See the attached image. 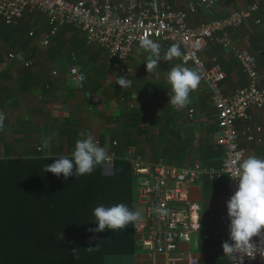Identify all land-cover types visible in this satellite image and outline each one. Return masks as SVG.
<instances>
[{
  "label": "crops",
  "instance_id": "obj_1",
  "mask_svg": "<svg viewBox=\"0 0 264 264\" xmlns=\"http://www.w3.org/2000/svg\"><path fill=\"white\" fill-rule=\"evenodd\" d=\"M252 1L221 0L212 9H198L188 14V23L197 26L229 15L248 7ZM172 2L175 7L188 8L185 2ZM259 14L262 24L254 25L251 20L244 23L234 32L233 40L258 58L257 67L264 86V51L260 54L258 50L264 47L257 48L264 42V5ZM50 28L47 18L39 12L26 14L18 26L5 25L0 20V111L6 115L4 130L0 132V157L69 156L83 131L85 135L91 133L99 146L113 151L121 160L130 152L170 165H218L217 120L211 94L204 83L190 93L191 103L186 107L176 109L169 104L171 85L167 73L177 64L191 68L180 58L164 59L173 42L152 39L161 45V59L157 68L148 73L146 61L150 53L141 48L125 62H109L105 51L85 45L78 29L64 26L53 35ZM45 39H48L46 44ZM206 43L200 56L206 65L222 67L225 75L220 85L224 92L232 95L245 87L246 79L236 60L225 54L214 40ZM71 53L76 54L86 73V81L81 86L67 75ZM8 54L14 57L9 58ZM26 63L29 65L25 66ZM117 76H126L132 80V86L122 89L115 82ZM189 110H193L191 119ZM249 111V120L235 123L239 144L246 149V158L249 155L264 158V108ZM258 126L262 130L259 133L255 130ZM247 127L255 140L247 136ZM49 135L53 138L45 148L42 140ZM102 173L109 175L112 169L103 163ZM227 181V175L216 182L205 177L190 188V197L199 206L202 224L197 248L179 245L173 255L158 256L152 261L133 237L132 252L105 256L103 264H231L229 256H224V241L220 239L222 226L217 219L226 197ZM131 189L132 210H140L143 215Z\"/></svg>",
  "mask_w": 264,
  "mask_h": 264
},
{
  "label": "built area",
  "instance_id": "obj_2",
  "mask_svg": "<svg viewBox=\"0 0 264 264\" xmlns=\"http://www.w3.org/2000/svg\"><path fill=\"white\" fill-rule=\"evenodd\" d=\"M178 1L185 2L188 8L175 7L172 0H0V20L5 25L18 26L26 14L39 12L49 21L50 34L55 35L64 26L74 27L82 33L85 45L105 51L109 62H125L140 48L139 38L147 35L162 42H178L183 53L181 62L200 71L201 82L208 88L215 109L218 128L215 143L221 153L219 164L184 167L161 160L149 161L130 152L122 158L130 167L135 203L143 209V220L133 225L132 232L137 245L152 261L158 256L169 257L176 253L180 242L198 247L202 224L199 206L191 200L190 188L205 177L216 182L228 176L226 197L217 219L223 231L220 239L229 240L226 202L238 184L231 176L246 159V149L239 144L235 123L249 120L250 109L264 108V86L255 56L233 40L234 32L244 23L250 20L254 25L262 23L255 15L264 0H253L246 8L197 26L188 23V14L198 9H212L221 0ZM208 40L219 43L224 53L236 60L246 79L245 87L232 95L226 94L220 85L225 75L222 67L219 64L208 66L200 56ZM47 42L48 39L43 41ZM8 57L14 56L8 54ZM67 75L79 86L87 78L74 53L69 56ZM192 114L193 110H189L190 119ZM255 130L262 131L259 126ZM246 131L249 139L255 140L250 127ZM109 154L111 159L104 164L112 169L118 156L113 151ZM154 206L162 207L166 214L155 212ZM252 242L256 257L244 255L243 264H264V230L260 236L253 237ZM229 262L241 264V254L229 256Z\"/></svg>",
  "mask_w": 264,
  "mask_h": 264
},
{
  "label": "trees",
  "instance_id": "obj_3",
  "mask_svg": "<svg viewBox=\"0 0 264 264\" xmlns=\"http://www.w3.org/2000/svg\"><path fill=\"white\" fill-rule=\"evenodd\" d=\"M55 159L0 157V264H103L105 256L132 252L133 224L115 232L89 231L98 227L97 206L124 203L132 210L129 164L116 159L109 175L102 173L101 164L91 174L65 180L63 174L58 178L44 172ZM62 232L64 239L59 238ZM97 243L99 251L86 250ZM73 248H78V259Z\"/></svg>",
  "mask_w": 264,
  "mask_h": 264
},
{
  "label": "clouds",
  "instance_id": "obj_4",
  "mask_svg": "<svg viewBox=\"0 0 264 264\" xmlns=\"http://www.w3.org/2000/svg\"><path fill=\"white\" fill-rule=\"evenodd\" d=\"M139 46L150 53L147 57L146 69L148 73H152L161 59V45L145 35L139 38ZM182 55L180 44L177 42L167 49L164 59L171 60L174 57L180 58ZM201 79V73L196 68H188L180 64L172 67L167 73V81L171 85L169 104L176 109H182L190 104V93L198 89ZM115 82L122 89L131 87L133 83L126 76H117ZM5 119V113L0 111V132L4 130ZM79 135L81 139L76 140L71 157L58 155L53 163L44 166V172H50L58 178L63 174L64 179L67 180L73 175L77 177L91 174L98 165L111 159L107 148L99 146L91 133L85 135V132L81 131ZM52 138V135L44 138L43 147H49ZM231 178L237 180L238 184L234 194L226 202L227 216L230 221L229 240L223 242L222 248L224 256L240 253L241 264H243L244 255L256 257L252 238L260 236L264 230V158L249 155L242 160L238 171L233 172ZM153 210L166 214L162 207L154 206ZM93 214L98 227L90 228L89 231L94 233H100L106 229L115 232L143 220L140 210H130L124 203L111 207L97 206ZM59 238L64 239L63 232ZM99 249L98 243L94 247L86 248L88 252L99 251ZM71 251L73 257L78 259V248H73Z\"/></svg>",
  "mask_w": 264,
  "mask_h": 264
},
{
  "label": "rangeland",
  "instance_id": "obj_5",
  "mask_svg": "<svg viewBox=\"0 0 264 264\" xmlns=\"http://www.w3.org/2000/svg\"><path fill=\"white\" fill-rule=\"evenodd\" d=\"M135 190H133L134 192ZM180 247H183V248H187L188 244L187 243H184V242H180L179 243Z\"/></svg>",
  "mask_w": 264,
  "mask_h": 264
}]
</instances>
